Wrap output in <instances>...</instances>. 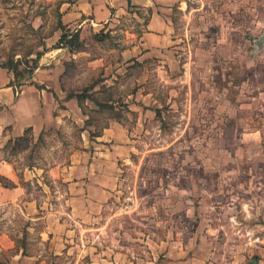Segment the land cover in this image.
Wrapping results in <instances>:
<instances>
[{
	"label": "rangeland",
	"instance_id": "374dc122",
	"mask_svg": "<svg viewBox=\"0 0 264 264\" xmlns=\"http://www.w3.org/2000/svg\"><path fill=\"white\" fill-rule=\"evenodd\" d=\"M183 1L186 9L175 7L172 16L178 68L133 62L106 72L103 83L104 69L86 62L96 55L114 61L128 34L142 30L137 18L120 16L113 35L92 39L97 47L74 43L72 52L89 56L69 61L63 73L66 91L87 90L105 108L87 100L80 125L68 118L47 142L23 136L6 145L7 159L16 169L36 157L66 162L82 149L83 130L91 140L118 122L122 128L114 136L123 140L111 148L113 197L89 221L88 239L139 258L153 251L162 259V250L178 247L183 264H235L240 258L255 264L257 252L264 253V0ZM55 5L0 0V66L14 59L28 70L36 52L56 44ZM30 49L33 54L21 59ZM48 186L63 202L64 189ZM10 217L13 210L0 209V230L12 226ZM14 220L15 236H21L14 238L16 248L35 244V237L19 234L24 218Z\"/></svg>",
	"mask_w": 264,
	"mask_h": 264
},
{
	"label": "crops",
	"instance_id": "0c3cea01",
	"mask_svg": "<svg viewBox=\"0 0 264 264\" xmlns=\"http://www.w3.org/2000/svg\"><path fill=\"white\" fill-rule=\"evenodd\" d=\"M44 1L64 2L60 7L61 22L66 28L78 32L80 42L85 46L92 43L97 47L92 42L96 34L113 35L115 22L120 16H132L141 23V33L137 36L128 34L126 46L114 61L96 55L86 62L88 67L104 69L103 83L109 80L106 72L121 67L118 73L133 62L140 65L158 62L167 65L171 71L178 68L177 50L180 48L172 16L175 7L180 11L186 9L183 0ZM54 33L57 44L61 31ZM56 44L46 46L34 73L18 89L12 73L0 66V176L16 185L14 188L0 185V209L8 207L13 210L14 217L22 216L27 223L26 238L35 237L36 242L16 248L14 238L21 236H15L19 232L15 229L18 223L10 217L7 223L12 226L8 229L6 225L0 230V264H183L179 259L184 251L178 247L162 250V259L153 251L143 252L139 258L129 250L100 248L98 243L88 239L87 232L92 230L88 229L89 221L95 211L103 210L113 197L117 178L111 148L114 142L123 140L122 134L119 139L114 136V130L119 132L122 128L118 122H111L91 140L90 132L83 130L82 149L70 152L66 162L51 163L46 157H36L32 160L34 164L16 169L7 159L8 141L23 137L27 129L31 130L33 142L40 136L47 142L68 118L77 125H80L81 117L87 119L76 99H66L67 91L62 89V84L67 63L81 55L89 56V53L70 52ZM108 144L111 145L108 147ZM36 161L48 163L39 166ZM45 180L57 189L58 185L64 189L63 202L54 197L53 193L57 191L52 192ZM37 225H40L38 230ZM19 234L22 235L23 231ZM256 255L259 260L255 264H264V253L257 252ZM235 264L246 263L240 258Z\"/></svg>",
	"mask_w": 264,
	"mask_h": 264
},
{
	"label": "trees",
	"instance_id": "16d2710c",
	"mask_svg": "<svg viewBox=\"0 0 264 264\" xmlns=\"http://www.w3.org/2000/svg\"><path fill=\"white\" fill-rule=\"evenodd\" d=\"M46 3H48V2H46ZM63 3H64L63 1H60V2H57L56 5H55L54 14H55V18H56V23H55V27H54V29L52 30L51 33L60 30L61 31V35H60L59 40H58V46L61 45L63 47H66L70 52H72L73 51V46L72 45L74 43H79L80 46H81L82 43L80 42L79 33L78 32H72L70 29L66 28L61 22L60 7H61V5ZM38 17H40L41 20H44L41 15H39ZM41 29H42V26H40L39 29L36 30V33H39L41 31ZM107 35L108 34L104 35L103 33H99V34L94 35L93 38H98L99 40H101L102 38L107 37ZM48 36H50V34ZM32 54H33L32 49H30L25 54L21 55L20 58L26 60ZM41 55H42V52H39V51L36 52V58L31 60L32 61V66L31 67H27L28 70H25V68L20 69V67H19L20 64L17 63V62H20V60H14V59L8 60V63L5 64V65H1V67L7 69L9 72L12 73V75L14 77L13 83L15 84L16 88L18 89L20 86L23 85V79L25 77L24 76L25 73L28 75V77L32 76V74L34 73L35 69L37 68L36 62L38 61V59L40 58ZM96 84L97 83H95L93 86H91L89 88V90L92 91V89L94 88V86ZM62 89H64L63 84H62ZM91 95L92 94H90L87 90L82 91L81 93H74V92L67 91V98L66 99H76L77 105L80 108V110L82 111V113L84 115H87L86 112H85V106H84L85 102L87 100L92 101L98 107L99 110H102V109L105 108L103 106V104L97 102L94 98H92ZM54 97H55V95H54ZM155 114H156V116L159 117V111L158 110H155ZM29 134H31V130L27 129L24 132V136L29 135ZM22 139L23 138L21 137V138L14 139L12 141L9 140L7 145H10L11 143L19 142ZM38 142H41V137L38 139ZM0 185L2 187H4V188H14L16 186L13 182H11L10 180H8V179H6V178H4L2 176H0ZM23 234L25 235L26 231H24ZM254 259L256 261L259 260L258 257H254Z\"/></svg>",
	"mask_w": 264,
	"mask_h": 264
},
{
	"label": "water",
	"instance_id": "95a60500",
	"mask_svg": "<svg viewBox=\"0 0 264 264\" xmlns=\"http://www.w3.org/2000/svg\"><path fill=\"white\" fill-rule=\"evenodd\" d=\"M261 42H264V35H263L262 38H261Z\"/></svg>",
	"mask_w": 264,
	"mask_h": 264
}]
</instances>
